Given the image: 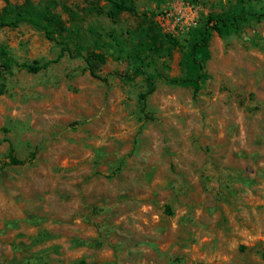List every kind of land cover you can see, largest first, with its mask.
Masks as SVG:
<instances>
[{
	"label": "rangeland",
	"instance_id": "obj_1",
	"mask_svg": "<svg viewBox=\"0 0 264 264\" xmlns=\"http://www.w3.org/2000/svg\"><path fill=\"white\" fill-rule=\"evenodd\" d=\"M8 1L50 8L72 53L38 74L0 60V264H264V17L213 33L198 93L160 79L143 108L145 77H127L136 57L186 77L191 36L156 23L166 7L201 27L264 0H127L116 19L105 0ZM0 46L14 65L61 51L29 23ZM94 52L107 83L83 71Z\"/></svg>",
	"mask_w": 264,
	"mask_h": 264
},
{
	"label": "trees",
	"instance_id": "obj_2",
	"mask_svg": "<svg viewBox=\"0 0 264 264\" xmlns=\"http://www.w3.org/2000/svg\"><path fill=\"white\" fill-rule=\"evenodd\" d=\"M108 2L109 9L106 14L111 19H116L123 12L133 13L136 11L134 5L127 0H105ZM103 12V11H102ZM249 17L262 18L264 15H253L247 13L245 8L236 15H209L201 27H198L199 22L195 27L190 28L188 34L191 36L189 50L186 53L184 66L187 71L186 77L182 78H166L159 74H150L144 68V62L140 57H136L137 68L135 72L127 76L128 78H135L137 76H144L147 90L140 95V100L143 108H146L147 98L156 90L158 80L170 85L191 86L194 91L198 93L204 82L208 79V74L204 68V62L210 58L209 46L212 40L213 33L216 32L221 36L230 35L238 32L241 24L248 20ZM23 23H29L37 30L44 33L45 37L61 46V51L57 58L45 62L35 61L33 63H13L11 53L7 46H0V60H2V68L4 72L12 73L14 67H18L32 74H38L44 70L49 69L54 64L58 63L66 53H72L70 44L72 34L65 32L62 21L54 15L50 8L45 7L37 10L31 6H17L6 0L5 6L0 10V29L3 28H17ZM152 43L148 45V49H154L156 38L147 34ZM146 44L142 43L144 47ZM138 55L137 51L135 52ZM86 67L84 72L89 71L91 76L107 83V78L101 77L96 71L95 65L104 64L106 62L105 55L101 53H89L85 57ZM145 110V109H144Z\"/></svg>",
	"mask_w": 264,
	"mask_h": 264
},
{
	"label": "built area",
	"instance_id": "obj_3",
	"mask_svg": "<svg viewBox=\"0 0 264 264\" xmlns=\"http://www.w3.org/2000/svg\"><path fill=\"white\" fill-rule=\"evenodd\" d=\"M193 6L182 3L179 6H168L155 17L156 23L167 33L179 35L188 32L197 25V14Z\"/></svg>",
	"mask_w": 264,
	"mask_h": 264
}]
</instances>
